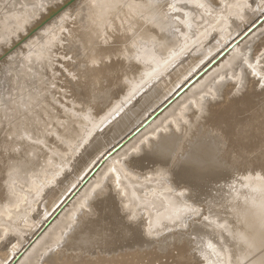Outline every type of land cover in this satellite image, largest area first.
<instances>
[{
    "label": "bare ground",
    "instance_id": "6f19581e",
    "mask_svg": "<svg viewBox=\"0 0 264 264\" xmlns=\"http://www.w3.org/2000/svg\"><path fill=\"white\" fill-rule=\"evenodd\" d=\"M27 1L17 13L26 10ZM58 3L55 10L63 5V12L74 18L71 22L55 23L51 16L30 15L29 10L15 18H34L33 42L28 43L33 57L20 68L18 77L29 80V87L24 83L19 86L12 98L15 104L4 100L6 106L0 109V238L4 235L0 264H163V259L169 264H193L188 241L194 218L208 211L209 205L201 202L202 182L191 185L184 176L190 179L193 172L182 171L184 175H180L183 168H174L177 159L183 162L181 157L200 164L204 155H212L211 161L217 158L229 172L234 188H228L225 199L243 198L235 209L240 245L237 264H264V39L256 46L251 37L264 17L257 13L264 8V0ZM67 26L68 36L57 31ZM24 27L20 25L23 33ZM256 29L260 33L261 29ZM221 55L224 59L219 64L179 96L185 87L182 83L199 74L193 72L195 68L205 61L213 66V59ZM163 72L167 77H157ZM158 98L176 99L118 154L137 146L140 135L163 125L169 113L178 112L187 118H183L185 123L175 124L170 118L178 113L170 114L174 124L167 121L169 130L151 139L148 145L154 147L140 148L115 165L110 180L91 194L110 163L106 157L111 150L101 148L103 130L110 129L108 136L116 138L139 116L141 120L144 108L150 109L149 103L156 105ZM124 104L130 106L100 132L99 138L88 141V136ZM64 109L82 118L73 120ZM191 110L190 117L184 116ZM9 116L12 125H8ZM54 120L57 126L51 132L61 135L58 145L52 136L44 135L43 127ZM144 123H136L129 131L142 128ZM131 132H123L127 135L122 134L119 142L124 144ZM46 137L53 140L55 156L39 149L37 140L44 144ZM30 151L34 155H29ZM69 160L74 164L71 173L65 174L67 183L47 196V185L56 181L70 165ZM194 165L191 167L196 169ZM170 170L175 177L165 176ZM223 187L216 189L215 202L217 197L218 202L222 199ZM37 204L48 207H43L45 212H54L50 224L48 218L35 222Z\"/></svg>",
    "mask_w": 264,
    "mask_h": 264
},
{
    "label": "rangeland",
    "instance_id": "374dc122",
    "mask_svg": "<svg viewBox=\"0 0 264 264\" xmlns=\"http://www.w3.org/2000/svg\"><path fill=\"white\" fill-rule=\"evenodd\" d=\"M24 1L25 0H0V109H2V110L6 106L4 100H7L11 105H14L15 101L12 98L15 97V93L18 91L19 86H22V84L24 83L25 86L29 87V85H26V83L29 84V82H30L29 80H25V79L21 80L18 77H19V75L21 73L20 68H22V66H27V64L30 62V59H32V57H33V49L30 47L31 45H28V43L29 42H33V30H34V28L32 27V23L34 21V18L32 16H22L21 18H18V19H15V18L17 16H19L20 14L24 13L25 11L29 10V14L30 15L38 14V15H40L42 17H45L46 19L51 16V19L52 20L54 19L55 23L58 21L59 24H61L62 22L69 23V22H71L74 19L72 16L67 15V14H65L63 12L64 11L63 5L60 6V8L57 11L55 10L57 7H59L60 3H58V1H60V0H52V2L50 0H28L27 4H26V10L24 12H22V13H20V12L17 13V10L19 8L24 7V5H23ZM115 10H114V12H115ZM122 10L123 9L119 7L118 12L122 13L123 12ZM165 13H167V11H165ZM257 13H258L259 16L264 14V8L259 9ZM60 14H61V17L56 18V16H58ZM258 15L256 14L255 16L257 17ZM67 16H69V17H67ZM255 16L253 17V19H256ZM164 17H165V19H167L168 15L165 14ZM20 25H24L25 26L24 30H26V31L24 33H23V31H20ZM257 27L259 29H261L260 33H258L259 31H257V29H256ZM257 27L252 32L255 33V31H256L258 34L255 33L256 34L255 35L253 33L251 35V37L252 36L254 37V38L252 37L253 38V42L252 43H254V45H256V46L264 39V30H263L264 29V17L262 18L261 22H259ZM67 30H68V26H67V28L65 30H63V28H61L60 30H57V31H62L64 35L68 36V31ZM161 30H162L161 28L158 29L159 32ZM163 30L166 32L167 28L164 27ZM65 31H67V33ZM20 36H23V37L27 38L26 39L27 41L26 40H19ZM62 42H64V41H62ZM228 47H229V49H231L230 45ZM191 53L194 54V52H191ZM216 54H217V52H216ZM216 54L214 56H212V57H215ZM223 59H222V55H221L219 57H216V59H213L214 63H215L213 66L211 64L206 65L207 61H205L206 63L204 62L201 65H199V67L195 68V70L193 72L194 73H199V74H197L195 76L190 75L189 78H187L186 81L182 83V85L185 86V87H184V90L181 89V91L179 92V96L181 95V93L183 94L184 92H186V90L188 91V88H191L192 85H194L198 81H200L201 77L206 75L211 70L212 67L214 68V66L219 64V62H221V60H223ZM202 69H203V71H202ZM49 72L53 73V70H52L51 67H49ZM161 76L167 77L164 72L160 73L157 77H161ZM124 81H126V79H124ZM50 84H49L50 86H52V85L54 86V84H52V83H50ZM61 91H62V89H61ZM175 99L176 98L167 100V98H165V99L164 98H160V101H161L160 102L159 98H158V99H156V100H158L157 101L158 105H157V103H156V105H153L154 103L153 104L149 103L150 106H148V107H150V109L147 110V109L144 108L145 112H147V111L148 112L145 114V112L143 110L144 116H143L142 119L144 121L142 119L140 120L139 118H141V117L139 116V118H138L139 120L137 119V122L133 123V125H132L133 127L131 125H129L130 127L129 126L127 127L128 131H127V128H125V129H123L121 131L122 133L117 134L119 136L116 135V138L113 137V139H111V137L108 136V135H111V134H109L110 133V129H106L105 130L104 128L112 120L117 119L123 113V111L126 110L130 106V104H124L118 112H116L111 118H109V120L107 122H105L101 126L97 127L94 130V132H92V134L88 136V139H87L88 141H92V140H94L96 138H99L100 134H101L100 132L104 129L103 133H102V136H101L102 137L101 138L102 139L101 148H108V150H111V151L108 152V156L106 157V158L109 157L110 163L108 164V168H106L107 170L103 174V179L100 181V184L98 183L99 180L96 182L98 184L95 183L96 185L94 187H92L91 194H92L93 191H95V189L97 187L102 186L105 181L110 180L109 174H110V172L114 173L116 171L115 170L116 168L114 167L115 165H118V164L122 163V161L126 160L129 155H131L132 153L138 152L140 148H145V147L150 148L151 146H153V144L148 145L151 142V139L157 138V136H158V134L160 132H165V131L169 130V127H166V125H165V123L167 121H168L167 124L169 123L168 125H170V124L173 125L174 123L180 125L181 123L182 124L185 123L184 120H186L187 118L185 119L183 116L180 117L178 112L169 113V114H167L169 117L166 116V120H165V116H164V120L165 121L163 120V125L161 124L162 126L160 124H158L159 126L156 125V127L157 126L158 127L157 128L155 127V130H154L155 132L154 131H150V130L147 131V132L146 131L143 132L145 134L142 133L140 135L141 137L136 142L137 146H132L130 149L126 150L125 153L118 154V152H120L123 149H125L126 145L132 141L133 136H135V137L138 136V134L141 133L143 130H145L148 127V125H150L153 121L157 120L159 116L161 117V115H164L165 112L167 111L166 108H169L171 106V104L174 102ZM156 100L154 99V101H156ZM54 102L56 104L59 103L58 101L57 102L54 101ZM152 107H154V108H152ZM64 110L66 111V113H70L71 114V116H72L71 119H73V120H76L77 118H82V115L79 114V113H73V111H71L69 109H64ZM89 111L92 112L93 108H91ZM184 111L186 112V110H183V112ZM153 112H154V114H153ZM192 112H193L192 110L189 111V113L187 115H186V113H187L186 112L184 116H188L189 115V117H190V114ZM177 113H178V115H175L174 117H177L179 120L174 119V117L172 116V114H177ZM170 114H171V116L173 118L172 117L170 118ZM2 117L3 118L5 117L6 119L8 118V116L4 115V113L2 114ZM9 117L10 118H9V121H8L9 122L8 125H12V120L13 119H12L11 116H9ZM169 118L173 119L174 121L173 120L172 121L174 123ZM183 118H184V120H183ZM182 120H183V122H182ZM59 121H61V120H59ZM138 121L140 122V124L142 122L143 123L146 122L143 125H141V127L143 129L138 127L137 129H135L136 131L133 130L134 133L131 132V130L134 127H136V123H139ZM176 121H177V123H176ZM56 122H57L56 120H54V121H52L50 123L48 122L43 128H44V135L46 133V135L49 134V136H52L51 138L53 140H55V143H57V145H58V144H60V142H59L60 138L59 137H61V135H59V137H58L55 134L56 132H53V133L51 132L53 127L55 128L57 126ZM77 126L78 127H82L83 126V128H85V126L81 125V124H77ZM58 128L61 131V129L63 128L62 124H61V126L59 125ZM130 128H131V130L129 131ZM139 130H141V131H139ZM123 132H126L127 134L129 132H131L127 138L125 137V139H126L125 143L128 140V142L126 144L124 143L125 145L122 142H121L122 144L119 142L120 139H122L124 136L127 135L126 133H123ZM19 137H21V136H18V138ZM52 139L49 140L46 137V141H47L46 143L47 144L44 143L45 146H44L43 143H40L38 140H37V143L40 145L39 149H41V150L44 149L46 151V153L53 154L55 156L56 153L51 151L53 149V147H54ZM56 140L58 142H56ZM35 141L36 140H33V142H35ZM116 143H117V145H115ZM62 144L64 145L63 142H62ZM114 145H115V147H114ZM122 145H124V146H122ZM107 146H110V147H107ZM120 146H122V147L120 148ZM59 147H60V145H59ZM81 149H82V147H81ZM58 152L61 153V150L59 149ZM62 152H63V155H67V151H64V149H63ZM33 153H34L33 151H30L29 155L32 156ZM76 153L80 154L79 151H77ZM200 153L201 152L197 153V155L199 156ZM180 154H179V156L182 155V154L181 155ZM204 156H206V155H204ZM204 156L200 160L201 167L198 166L200 164L198 162H195V160H193V159H188L187 160V159H184V157H181V159H180V160L183 159V162L181 161L182 163L178 159L176 160V162L174 161L176 163V165H178V166H176L177 168H174L175 167L174 166L175 163L173 165L174 167L172 166V168H174L176 170L177 169L180 170L182 168L185 170V168L186 169L189 168V165L191 167V165H194V164L196 165L197 164L196 166L194 165L196 169H194V167L192 166L191 168H189V170H185V171L183 169L180 170L179 174L182 175L183 172H185V173L193 172V173H191L192 176H190V177H192V178H190V179H189L188 176L184 175V173H183V175L186 177V179L189 182H191L190 183L191 185L195 184V186H196V185H199L200 182H202V184L200 183L201 184L200 186L203 185L201 187L202 189L198 186L201 189V192H202L201 195H203V196H201V198H202L201 202H202V204H205L207 202V206L209 205L207 207V209H209L208 211L203 212L202 214L197 213V215L194 218V222L193 223H195V225L193 226V232H192V235H191V239L188 241L191 255H192V257H194L193 264H237L238 263V257L240 255V245H239L238 239H237V228L238 227H237V224H236L237 223L236 222L237 219H236V213H235L236 211H235V209H236L237 206H239L238 202L240 201V199H243V198L238 197V198H234V199H231V200H230V198H229V200L225 199V197H227V196L224 197V195L227 194L226 192L230 191L228 188H231L232 186H234V185H231V184H234V183H232V179H230L231 177L228 176L229 172H225V171H227L226 170L227 168L226 167L224 168V165L219 163L220 161H218L217 158L213 159V161H214L213 162V161H211L212 155H208V156H211V157H208V158H205ZM115 157H118V158H115ZM186 157L187 156L185 155V158ZM204 159H206V160H204ZM207 159H209V161H211V164H209V161ZM63 160H65V159H63ZM215 160H217V161H215ZM46 161L47 162L50 161L49 158H46ZM72 161L73 160H69V164L71 166L70 165L66 166L64 168V170H62V173L57 175L56 181H54V182H52V183L47 185L46 191H45L47 196H50L60 186H62V185L64 186L65 183H67V181L66 182L64 181V177H65V174L71 173L70 171L72 169V164H74V163H72ZM101 161H103V160H101ZM191 161H193L194 163L191 162ZM178 162L181 163L182 165L180 166V164ZM189 162H191V163L188 164ZM217 162L219 163V165L217 164ZM213 163H214V165H213ZM204 164H205V167H203ZM100 165H101V162H100L99 166ZM185 165H186V167H185ZM211 165H213V166H211ZM69 166H70V168H69ZM219 166H221V167L223 166V170ZM216 167H217V169H216ZM198 168L200 169V172L198 171ZM207 168L209 169V172H206L208 170ZM203 169H205V170L202 171ZM218 169H221V172L223 173L222 174L223 178H221L222 176L220 177L221 172L219 174V170ZM176 170H175V172L178 173V171H176ZM203 172H204V175H202ZM190 173H188V174L191 175ZM205 173H206V175L208 174L209 177H211V178L213 177V179L211 180V178H209L208 176H205ZM224 173H226L225 177H224ZM168 174H170L169 177H171V176L175 177L174 174L172 173V170H170L169 173H167V175H165V176L167 177ZM193 174H194V176H193ZM209 174H213V175H209ZM214 176H216V177H214ZM218 180H219V182H218ZM227 180H228V182H227ZM169 181H171V179ZM214 182H215V184L217 186H215V184H212ZM208 184H210V185H208ZM219 185H220V187L224 186L222 189H223V192L225 193L224 194L222 192V194L220 195V196H223L222 199H224V200L221 199L222 201L219 200L220 204H218L219 203L218 199L220 197L216 198V202H217L216 203L215 202V195H214V194H216V191H217L216 189H218ZM209 186H211V187H209ZM226 186H227V188H226ZM210 188H212V189H210ZM232 188H234V187H232ZM203 190H205L207 193L205 191L203 192ZM213 190L215 191L214 193H213ZM91 194H90V196H88L86 198V200H84V203H86L90 199ZM209 197H210L211 200L209 199ZM212 199H213V201H212ZM203 200H204V202H203ZM201 202H200V204H201ZM45 203L46 204H44V205L47 206L48 202H45ZM210 204L211 205L214 204L215 206H210ZM44 205L42 206V208L40 207L41 205L40 206H39V204L36 205V209L37 210L34 213V215L36 217L35 222H41V221L43 222L44 220H46V218H48V219H50V221H49V224H50L52 222V220H53L52 218H53V215H54L53 213L54 212L52 210L51 211L53 213L52 212H50V213L47 212L48 210L45 212V210H43V209L46 206H44ZM82 206L83 205L80 204V207H82ZM46 208L48 209V207H46ZM37 211H39V212H37ZM38 213L40 215H38ZM43 214H45V215L48 214V215L44 216ZM188 220H186L187 223H189ZM181 226H183V225H181ZM3 238H4V235L1 236L0 239H3ZM163 262H164L163 264H169V263H167L166 259H163Z\"/></svg>",
    "mask_w": 264,
    "mask_h": 264
},
{
    "label": "water",
    "instance_id": "95a60500",
    "mask_svg": "<svg viewBox=\"0 0 264 264\" xmlns=\"http://www.w3.org/2000/svg\"><path fill=\"white\" fill-rule=\"evenodd\" d=\"M47 223H48V222H46V224H47ZM46 224H45V225H46Z\"/></svg>",
    "mask_w": 264,
    "mask_h": 264
}]
</instances>
